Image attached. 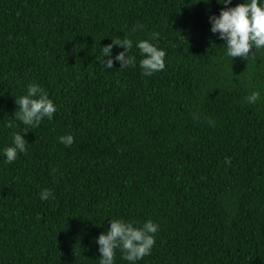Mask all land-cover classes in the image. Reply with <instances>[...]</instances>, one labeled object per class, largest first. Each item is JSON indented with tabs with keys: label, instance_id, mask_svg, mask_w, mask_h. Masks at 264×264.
<instances>
[{
	"label": "trees",
	"instance_id": "obj_1",
	"mask_svg": "<svg viewBox=\"0 0 264 264\" xmlns=\"http://www.w3.org/2000/svg\"><path fill=\"white\" fill-rule=\"evenodd\" d=\"M223 7L0 0V150L13 132L28 142L12 164L0 155V264H99L111 219L160 225L137 264H264V51L226 55L209 22ZM152 33L166 67L144 76L136 43ZM117 39L136 67L106 69ZM30 83L57 107L34 128L15 119Z\"/></svg>",
	"mask_w": 264,
	"mask_h": 264
},
{
	"label": "clouds",
	"instance_id": "obj_2",
	"mask_svg": "<svg viewBox=\"0 0 264 264\" xmlns=\"http://www.w3.org/2000/svg\"><path fill=\"white\" fill-rule=\"evenodd\" d=\"M204 2L210 3L211 0ZM217 2L224 7L219 15L209 17L211 32L226 41L228 57L254 59L257 52L264 51V0H243L236 6H232L233 0H217ZM158 39L159 33H152L150 40H139L136 43L142 56L139 67L144 76H152L166 67V51L151 42ZM115 46L121 47L124 51L113 55L112 50ZM132 47L131 39L113 40L111 44L102 47L103 56L109 57L106 63L104 62L106 69L113 68L115 62H119L121 68L136 67V57L128 55ZM259 99L260 93L256 91L246 97L249 104H255ZM15 103L18 105L15 119L33 128L38 127L45 118L51 120L57 111L48 93L36 83H30L26 95L16 98ZM7 127L12 128L14 125L9 122ZM24 134L13 132L12 144L0 150L5 163L12 164L19 154H27L28 142ZM59 142L70 147L74 143V136L71 134L60 136ZM226 162L231 163L227 158ZM53 195L52 190L44 189L40 193V199L47 201ZM159 228L160 225L151 219L142 225L135 221L111 219L110 227L95 239L101 254L99 264H115L117 251L121 253V259L129 264H137L151 254Z\"/></svg>",
	"mask_w": 264,
	"mask_h": 264
}]
</instances>
